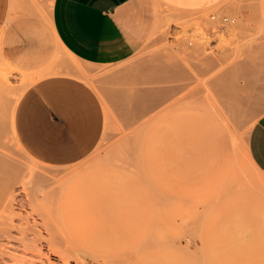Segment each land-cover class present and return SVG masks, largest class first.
I'll return each instance as SVG.
<instances>
[{
	"label": "rangeland",
	"instance_id": "obj_1",
	"mask_svg": "<svg viewBox=\"0 0 264 264\" xmlns=\"http://www.w3.org/2000/svg\"><path fill=\"white\" fill-rule=\"evenodd\" d=\"M31 1L35 23L21 21L8 39L19 70L0 49V161L16 200L10 235L33 228L25 249L2 242L13 256L6 263L140 264L157 254L159 264H264V175L247 153L264 114V0L161 9L145 45L107 66L63 52L49 29L51 0ZM210 15L234 22L218 30ZM50 77L80 83L93 102L92 145L62 163L32 158L11 124L25 92ZM61 135L50 140L63 143Z\"/></svg>",
	"mask_w": 264,
	"mask_h": 264
},
{
	"label": "crops",
	"instance_id": "obj_2",
	"mask_svg": "<svg viewBox=\"0 0 264 264\" xmlns=\"http://www.w3.org/2000/svg\"><path fill=\"white\" fill-rule=\"evenodd\" d=\"M221 1L51 0L49 29L56 46L80 64L107 66L129 59L145 45L161 9L203 11ZM33 2L0 0L1 57L18 70L12 60L15 49L8 39L18 32L21 21L35 23L36 3ZM47 66L48 63L35 70L22 71L37 74ZM91 96L83 85L69 79L50 77L37 81L14 110L13 131L20 146L41 163L67 162L85 153L94 138L89 125L93 120ZM60 135L63 143L50 140ZM47 144L52 145L49 150ZM66 145L76 146L77 152L62 153ZM247 153L257 172L264 175V114L249 131ZM102 244L103 249L110 248L107 241ZM140 264H159V255Z\"/></svg>",
	"mask_w": 264,
	"mask_h": 264
},
{
	"label": "bare ground",
	"instance_id": "obj_3",
	"mask_svg": "<svg viewBox=\"0 0 264 264\" xmlns=\"http://www.w3.org/2000/svg\"><path fill=\"white\" fill-rule=\"evenodd\" d=\"M1 83V82H0ZM5 86V85H4ZM4 90V89H3ZM3 90H1L0 89V91H3ZM0 102H1V97H0ZM14 110H15V108H14ZM14 110L12 111V114H11V124H12V131H13V119H14ZM13 134H14V131H13ZM14 137H15V135H13ZM3 155V154H2ZM4 157V156H3ZM1 158V157H0ZM6 164V163H5ZM7 167H9V164H6V165H4L3 164V162L1 163V161H0V210H2L3 211V213H1V214H3L4 215V213L6 212V214H7V216H8V218H7V220H5V221H8V225L7 226H5L4 228H3V226L2 225H4L5 224V222H0V264H5L6 263V261L9 259V257L10 258H13V256H12V254H7L8 252H6V250H4V245L2 244V242L3 241H7V240H11V241H14V240H16L18 243H20L23 247H24V249H25V246H28V239H29V237L27 238V236H28V234H31L30 232H33V230H31V228H32V226H31V228L29 227V226H26V228L24 229H20L21 231H19V233H21V237H19V239H16V238H14L13 236H11L10 235V230L12 229V228H15L14 227V225H13V218H14V216H15V214H14V204L16 203L15 201L16 200H14V195H13V190H12V186H13V182L11 181V180H8L6 177H8V176H4L3 177V173H5V172H7V171H3V170H5V169H7ZM9 179H10V177H8ZM5 179H7L8 180V182H9V184H7V180L4 182V184H3V181L5 180ZM10 181H11V183H13L12 185H10ZM4 185V186H3ZM7 197V198H6ZM4 198H5V200H4ZM45 198V197H44ZM30 199V198H29ZM35 201V200H34ZM33 203V202H32ZM33 206H34V204H33ZM48 207V206H47ZM31 208V207H30ZM50 208V207H49ZM35 209V208H34ZM36 213H38V212H36ZM41 213V212H40ZM40 213L38 214V215H40ZM5 214V215H6ZM2 215V216H3ZM2 218L3 219H5L4 217H1V215H0V219L2 220ZM18 219H20L19 217H18ZM25 221V220H24ZM26 222H27V220H26ZM2 223V224H1ZM4 223V224H3ZM28 224V223H27ZM29 225V224H28ZM24 226V225H23ZM25 227V226H24ZM33 229V228H32ZM43 239V238H42ZM30 240V239H29ZM37 240V239H36ZM39 240V239H38ZM44 241H45V239H43ZM32 242V241H31ZM47 242V241H46ZM58 242V241H57ZM16 243V242H15ZM30 244V243H29ZM58 244V243H57ZM59 245V244H58ZM57 245V246H58ZM33 248V247H32ZM58 248V247H57ZM27 249V248H26ZM56 250V249H55ZM36 251V250H35ZM60 252V251H59ZM35 253V252H34ZM40 253V252H39ZM8 255H10V256H8ZM14 259H16L15 257H14ZM14 259H12V260H14ZM68 260V259H67ZM66 260V261H67ZM64 262H65V260H64ZM68 263L67 264H69V261H67ZM29 263V262H28ZM31 263V262H30ZM7 264V263H6ZM10 264V263H9ZM19 264H27V261L25 262V260L24 261H22L21 260V262L19 263ZM32 264H34V263H32Z\"/></svg>",
	"mask_w": 264,
	"mask_h": 264
},
{
	"label": "built area",
	"instance_id": "obj_4",
	"mask_svg": "<svg viewBox=\"0 0 264 264\" xmlns=\"http://www.w3.org/2000/svg\"><path fill=\"white\" fill-rule=\"evenodd\" d=\"M209 19H210L212 25L218 30H220V29L224 28L225 26L232 24L234 22V19L228 18L225 16L220 17V18H216L214 15H210Z\"/></svg>",
	"mask_w": 264,
	"mask_h": 264
}]
</instances>
